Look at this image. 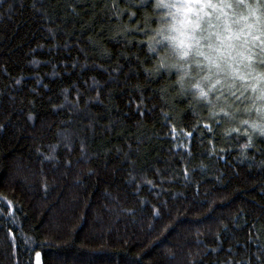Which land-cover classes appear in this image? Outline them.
<instances>
[{
    "label": "trees",
    "instance_id": "16d2710c",
    "mask_svg": "<svg viewBox=\"0 0 264 264\" xmlns=\"http://www.w3.org/2000/svg\"><path fill=\"white\" fill-rule=\"evenodd\" d=\"M160 3L0 0V264H264V135L158 67Z\"/></svg>",
    "mask_w": 264,
    "mask_h": 264
},
{
    "label": "clouds",
    "instance_id": "9594fccd",
    "mask_svg": "<svg viewBox=\"0 0 264 264\" xmlns=\"http://www.w3.org/2000/svg\"><path fill=\"white\" fill-rule=\"evenodd\" d=\"M190 5L163 2L157 5L176 8L175 13H169L175 23L158 30V43L168 42L161 57L167 67L180 69L176 84L191 91L196 100L207 101L217 115L223 113L228 117L227 133L237 129L241 132V128L247 126L244 133L248 137L253 138L257 133L264 135V67L256 64L255 52L249 48V45L261 48L260 56L264 57V13L249 21V17H255L258 7L264 9V0H258L255 5L247 3V0H239L235 6L231 3H209L206 5L213 11L201 9L191 21L188 19V13L192 11ZM241 9H247V12H241ZM209 16L212 19H204ZM243 37L248 39L242 40ZM260 65L264 64L260 62ZM238 85L245 91L251 89L256 93L246 97L249 100L246 108L218 103L220 96L214 94L221 88L231 91ZM257 102L260 105L259 119L238 118V113H252ZM247 145L248 142L242 147Z\"/></svg>",
    "mask_w": 264,
    "mask_h": 264
},
{
    "label": "rangeland",
    "instance_id": "374dc122",
    "mask_svg": "<svg viewBox=\"0 0 264 264\" xmlns=\"http://www.w3.org/2000/svg\"><path fill=\"white\" fill-rule=\"evenodd\" d=\"M217 1L219 2V4H223V3H231L232 4V1L233 0H212V4H218ZM162 2L163 3H170V4H173V5H177L178 6L180 4H184L185 3V0H161V3ZM247 3L254 4L255 5V4L258 3V0H247ZM190 6L192 7V11L188 13V19L190 21L195 18L197 12H199L201 9L204 12H212L213 11V9H210L206 4H199V5H197V4H191ZM233 6H234V2H233ZM163 8L165 9L166 18L169 20L166 26H169L170 24L175 23L174 17L172 15H169V13L170 12L175 13L176 12V8L175 7L171 8V9L166 8V7H163ZM226 11H228V10H226ZM244 12L246 13L247 12V9H244ZM262 13H264V9H260L258 7L257 8V11H256L255 17H249V21L251 22L252 20L257 19L258 17L261 16ZM180 15L182 17L183 14H180ZM204 19L205 20H209V19H212V17L209 16V17H205ZM213 24H215V20H213ZM203 26L204 25H203V22H202V27ZM243 39H248V37H243L242 40ZM257 43H259V42H257ZM249 48L252 49L255 52V61H256V64L258 66H260V67H264V65H260V60L262 58L260 56L261 48L256 47L255 45H249ZM245 55H247V52L245 53ZM248 90H249V92L251 91L252 96L256 95V93H254L251 89H248ZM257 104H259V103L257 102Z\"/></svg>",
    "mask_w": 264,
    "mask_h": 264
},
{
    "label": "snow or ice",
    "instance_id": "6c2138e0",
    "mask_svg": "<svg viewBox=\"0 0 264 264\" xmlns=\"http://www.w3.org/2000/svg\"><path fill=\"white\" fill-rule=\"evenodd\" d=\"M185 3H187V4H209V3H212V0H185ZM150 47H151V45H150ZM262 51H264V50H262ZM260 62L262 64H264V57L261 58ZM73 67H75V65H73ZM158 67H167V65L165 64V61H164V58L163 57L160 58L159 66ZM232 95L235 96V92H233ZM140 114L143 115V113H140ZM29 119H31V117H29ZM204 127L206 129H208L209 131H211V126L210 125L205 124ZM235 132L236 133H240L239 129L235 130ZM186 135L188 137H191L192 133L191 132H187ZM245 135H247V133H245ZM252 146H253L252 138L249 136L248 137V145L245 147V149H247L249 147H252ZM45 159L46 160L52 159V157H45ZM185 175H187V170H185ZM9 207L11 208V205L10 204H9ZM157 215H159V213H157ZM9 235L14 238V234L13 233L10 232ZM37 256H39V253H37Z\"/></svg>",
    "mask_w": 264,
    "mask_h": 264
}]
</instances>
